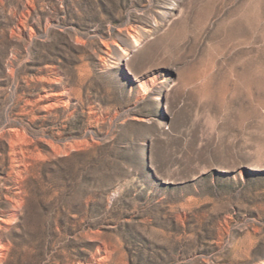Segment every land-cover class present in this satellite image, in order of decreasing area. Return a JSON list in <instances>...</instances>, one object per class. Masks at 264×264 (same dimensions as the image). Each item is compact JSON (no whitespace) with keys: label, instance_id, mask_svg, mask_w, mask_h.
I'll return each instance as SVG.
<instances>
[{"label":"rangeland","instance_id":"1","mask_svg":"<svg viewBox=\"0 0 264 264\" xmlns=\"http://www.w3.org/2000/svg\"><path fill=\"white\" fill-rule=\"evenodd\" d=\"M0 264H264V0H0Z\"/></svg>","mask_w":264,"mask_h":264},{"label":"bare ground","instance_id":"2","mask_svg":"<svg viewBox=\"0 0 264 264\" xmlns=\"http://www.w3.org/2000/svg\"><path fill=\"white\" fill-rule=\"evenodd\" d=\"M124 54L126 55L127 53L124 52Z\"/></svg>","mask_w":264,"mask_h":264}]
</instances>
